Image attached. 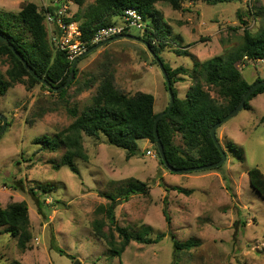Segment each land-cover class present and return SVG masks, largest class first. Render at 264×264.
Returning a JSON list of instances; mask_svg holds the SVG:
<instances>
[{"label": "rangeland", "instance_id": "374dc122", "mask_svg": "<svg viewBox=\"0 0 264 264\" xmlns=\"http://www.w3.org/2000/svg\"><path fill=\"white\" fill-rule=\"evenodd\" d=\"M94 1L85 0L82 10ZM25 3L39 10L58 3L68 7L71 18L79 9L68 0H0V13H18ZM155 9L168 32L160 57L171 70H187L176 76L174 84L180 99L193 84L189 74L195 62L240 46L244 31L240 20L248 24L252 35L264 24V0L214 6L187 2L179 11L159 3ZM145 31L131 29L128 34L139 37ZM151 40L158 47L157 39ZM77 67L79 86L108 70L119 91L128 96L139 92L153 96L157 114L168 107L164 78L141 43L111 42L80 60ZM237 67L250 84L264 79V60H244ZM7 69L6 61L0 60V72ZM97 85L98 80L91 89L78 92L73 84L60 99L26 81L0 97V114L9 123L0 136V209L25 202L32 237L31 246L21 251L17 241L0 228V264H264V200L250 187L247 175L251 168L264 175V93L217 129L226 155L220 169L173 174L160 164L155 145L148 141H138V155L127 160L125 151L108 145L103 137L85 136L88 161L74 162L78 174L68 166L55 169L63 150L40 151L34 140L67 128L73 119L66 107L82 110ZM208 91L218 99L213 89ZM174 143L184 150L180 134L174 135ZM130 180L147 182L148 195H131L128 201L119 197L118 191ZM179 188L192 193H178ZM110 194L116 199L114 215L119 227L138 232L148 226L153 237L157 233L166 237L152 245L130 242L121 257L108 255L103 241L94 237L91 224L95 220L107 224L110 201L105 196ZM172 236L179 242L192 239L199 244L190 251L175 252Z\"/></svg>", "mask_w": 264, "mask_h": 264}, {"label": "trees", "instance_id": "16d2710c", "mask_svg": "<svg viewBox=\"0 0 264 264\" xmlns=\"http://www.w3.org/2000/svg\"><path fill=\"white\" fill-rule=\"evenodd\" d=\"M68 1L77 5L79 9L67 21L79 22L81 39L86 41H90L97 30L120 24L126 9L134 8L139 12L147 28L139 37L149 44L150 49L163 63L174 95L171 111L161 117L157 123L159 139L164 147L168 164L174 169L182 170L217 163L221 159V154L210 135L212 126L234 110L255 83L264 80L258 78L250 84L243 78L237 67L244 60H264V24L253 36L248 30V24L240 20L244 27L240 46L221 56L195 62L193 72L189 74L193 84L187 90L185 98L180 99L176 94L174 84L177 82L176 76L185 75L187 70L184 68L171 70L160 57L168 32L161 25L160 15L155 6L162 3L174 11H179L187 2L201 1L214 6L242 0H95L84 10L82 6L85 0ZM47 10L51 11V7ZM44 11V8L39 10L33 3H25L22 4L18 13H0V35L9 42L27 67L54 88H59L66 83L72 64L67 61L64 53L56 50L49 41L44 24ZM261 12L264 18V10L262 9ZM160 37L163 42L160 41ZM152 38L157 39L158 47L153 44ZM92 46L94 45H88L87 50ZM177 54H186V52L177 51ZM3 59L8 64V69L4 73L0 72V97L15 84H23L27 81L30 86L40 85L49 94L63 99L73 84L77 86L78 92H83L91 89L98 80L95 93L88 105L80 111L77 108L66 107L73 119L67 128L55 136L42 135L34 140V143L39 145L40 151L56 153L63 150L59 164L54 166L55 169L68 166L73 173L78 174L74 162L88 161L83 147V136L95 140L103 137L108 145L125 151L127 160L138 155V141L145 140L155 145L153 125L158 114L153 110V96L141 92L134 96L124 94L116 88L111 71L104 70L99 79L88 80L84 85L79 86L76 81L79 72L76 65L72 83L63 90L54 92L35 80L22 61L5 45L0 46V60ZM208 88L214 90L218 99L211 97ZM262 93H264V86L257 88L248 97L243 109L248 108L249 101ZM263 121L264 115L261 118V122ZM1 126L2 121L0 120V128ZM6 126L8 127L9 123ZM176 133L181 135L184 150L174 143ZM155 151L156 158L164 166L156 148ZM220 168L221 166L216 169ZM247 175L250 187L264 200L263 173L258 168H251ZM149 189L147 182L130 180L118 191L117 195L123 197L124 201H128L131 195H148ZM176 191L187 196L192 193L182 188ZM105 198L110 201L106 210L107 224L102 220H95L91 224V229L94 237L103 241L111 257H121L130 242L152 245L161 242L166 237L164 233H157L153 237V230L148 226L142 227L138 232L119 227L114 215L115 196L110 194ZM163 213L166 223L170 224L166 209ZM29 226L28 207L25 202L10 203L0 209V228H4L5 232L17 241V247L21 251L31 246L32 237ZM104 226H108L107 230H104ZM172 240L175 252L190 251L199 244L198 241L192 239L179 242L174 236Z\"/></svg>", "mask_w": 264, "mask_h": 264}, {"label": "built area", "instance_id": "2783aa9c", "mask_svg": "<svg viewBox=\"0 0 264 264\" xmlns=\"http://www.w3.org/2000/svg\"><path fill=\"white\" fill-rule=\"evenodd\" d=\"M69 3L71 2L69 1ZM48 7H51V11L47 10ZM44 10V24L47 29L48 39L56 50L64 53L70 64L80 58L87 51V46L90 44L96 45L115 36L128 34L131 29H136L140 32L146 29V23L139 12L134 8H129L124 11L120 24L103 27L97 30L90 41H86L81 39L82 34L79 29V23L67 21L71 19L67 12V6L51 3ZM147 153L151 155V152Z\"/></svg>", "mask_w": 264, "mask_h": 264}, {"label": "water", "instance_id": "95a60500", "mask_svg": "<svg viewBox=\"0 0 264 264\" xmlns=\"http://www.w3.org/2000/svg\"><path fill=\"white\" fill-rule=\"evenodd\" d=\"M120 39H125V40H129V41H134L137 43H141L142 45L145 46L146 50L149 52L150 56L152 57V59L154 60V62L156 63V65L159 68L160 73L162 74L164 81H165V85H166V90L168 92L169 95V104L168 107L166 109V111L158 114L155 119H154V125H153V134H154V140H155V148L157 150V153L161 159V162L163 163L164 167L173 174H184V173H192V172H198V171H204V170H212V169H216L218 167H220L226 160V155L222 150V147L216 137V130L222 125L224 124L226 121H228L229 119L233 118L234 116H236L243 108H244V104L245 101L248 99V97L255 92V90L261 86H264V80L255 83L250 89L249 91L246 93V95L243 97V99L241 100V102L238 104V106L232 110L229 114H227L220 122H218L217 124H215L214 126H212L211 130H210V135L212 138V141L215 145V147L218 149V151L221 154V159L212 165H208V166H200V167H194V168H189V169H182V170H177L174 169L172 166H170L167 162L166 156H165V152H164V147L159 139V135H158V130H157V123L159 121V119L165 115H167L170 111L171 108L173 106L174 103V95L172 92V88H171V82L168 78L167 72L163 66V63L161 62V60L159 59V57L154 54V52L150 49L149 44L142 40L141 38L132 36L130 34H123V35H118L115 36L113 38H110L108 40H105L101 43H98L94 46H92L90 49H88L80 58L76 59L72 65H71V70H70V74L69 77L66 81V83L59 88H54L50 83H48L46 80L40 78L33 70H31L29 67H27V64L19 57V55L14 51V49L12 48V46L9 44V42L0 35V46L5 45L8 48H10L13 53L15 54V56L17 58H19V60L22 61L24 67L26 68V70L29 72V74L35 79L37 80L40 84H42L43 86H45L46 88H48L49 90H52L54 92H59L61 90H63L64 88H66L69 83L71 82V80L74 78V69L76 67V65L78 64L79 60L82 58H85L86 56H88L89 54L97 51L99 48H102L105 45H108L111 42L120 40ZM0 120L2 121V126L0 128V136L3 134L7 122H6V118L0 114ZM74 264H80L78 261H76Z\"/></svg>", "mask_w": 264, "mask_h": 264}]
</instances>
